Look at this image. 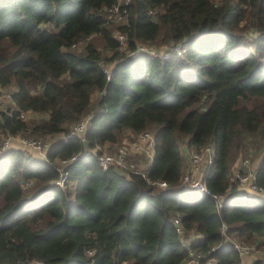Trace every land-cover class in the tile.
Instances as JSON below:
<instances>
[{
    "label": "trees",
    "instance_id": "trees-1",
    "mask_svg": "<svg viewBox=\"0 0 264 264\" xmlns=\"http://www.w3.org/2000/svg\"><path fill=\"white\" fill-rule=\"evenodd\" d=\"M115 6L125 19L109 24ZM117 31L132 54H120ZM92 34L112 53L94 41L75 48ZM151 42L183 45L185 57L137 51ZM10 87L16 107L0 109V140L64 136L44 156L0 152V264H181L191 250L202 264H241L234 239L264 250V200L242 199L231 175L236 158L253 154V137L264 188V0H0V94ZM22 111L47 117L28 121ZM88 114L83 136L67 137ZM149 129L146 178L96 160L97 145ZM183 137L213 145L206 182L228 196L220 210L181 185ZM178 223L201 236L185 245Z\"/></svg>",
    "mask_w": 264,
    "mask_h": 264
},
{
    "label": "built area",
    "instance_id": "built-area-1",
    "mask_svg": "<svg viewBox=\"0 0 264 264\" xmlns=\"http://www.w3.org/2000/svg\"><path fill=\"white\" fill-rule=\"evenodd\" d=\"M125 13H126V9L121 10L119 6H115L107 10L108 17L113 18L114 21L123 20L122 18L123 17L125 18ZM115 39L119 43V48L123 49V46L127 47L128 45L127 37L121 31H117L115 33ZM73 46H75V44H73ZM142 47L144 46L139 45L137 51L149 52V50L146 49L139 50V48ZM171 50L176 55H179L182 58L185 57L184 56L186 51L185 46L176 45ZM151 54L169 57L170 51H167L162 54H157V53H151ZM105 69L106 71L109 72V69L111 68L105 66ZM108 77H110V74L108 75ZM2 98L4 99V101H6V103L11 105L7 109H5V111L10 113L16 107V102L13 99L12 92L10 91L4 92L2 90V93L0 94V101ZM21 117L23 119H27L28 117L27 112L22 111ZM89 119H90V114H88L87 117L75 123L73 127L70 129L67 137L83 136V133L86 131L88 127ZM132 135L134 136L128 139L127 141H123L118 146V150L116 152L105 151L106 148H104L102 145H97L94 150L95 158L104 169L115 167L120 169L126 174L136 173L146 178L147 177L146 169L152 164L154 159L155 147H156L155 134L150 130H145L137 133L133 132ZM6 136L8 137L2 144L3 151L15 147L12 145V141L14 136L16 135L9 134ZM17 139L20 141V145L18 147H15L17 149H22V150L32 149L37 153H42V151L45 150L46 144L40 139H33L30 137L17 138ZM186 148H188L189 150L188 166L186 171L182 175L181 185L184 188L194 189L200 193L209 196L216 203L217 208L220 210L221 207L224 206L228 196L225 193L212 192L208 188L206 182V174L214 158L213 145L208 144L202 146L198 149L199 152L194 151L193 148L188 145L186 146ZM131 155L143 157V159L146 158V160L144 159L145 167L144 166L141 167V165H139L136 160L131 158ZM205 155L207 156L205 157ZM77 158L78 155H74L70 159L61 160V162H63V164H66L76 160ZM242 163L249 165L252 163V161L245 158L242 160ZM67 174L68 172H65L62 178L59 181H57V183L63 184ZM235 178H237L240 181L241 190H242L241 198L264 200V188L256 184L255 181L256 172L253 171V169L250 168L246 170H241L237 168V170L235 171ZM149 182H151V184L157 185L160 188H167L169 186L167 181L164 180H157V181L154 180ZM176 221L179 220L177 219ZM222 228H223V232H225L227 229V225L223 224ZM177 231L181 236L186 235V231L184 230V228L181 226L180 223H178ZM195 233L196 234H194L192 237L198 239L200 237V234L197 232ZM232 243L234 248L239 252L241 256V264H264V257L257 255L258 251L260 250L257 249L255 244L244 242L237 239H234ZM215 249L216 247H213L212 251H214ZM92 252H93L92 250L89 251V253ZM202 258L203 255L195 252L194 250H191L189 256L181 264H202ZM207 263L218 264L215 258H209L207 260Z\"/></svg>",
    "mask_w": 264,
    "mask_h": 264
},
{
    "label": "rangeland",
    "instance_id": "rangeland-1",
    "mask_svg": "<svg viewBox=\"0 0 264 264\" xmlns=\"http://www.w3.org/2000/svg\"><path fill=\"white\" fill-rule=\"evenodd\" d=\"M121 2L125 1V0H120ZM106 19H107V23H118L115 22L113 20V18H109L108 17V14L106 13ZM123 20L125 19L124 17L122 18ZM123 20H119V21H123ZM117 25V24H116ZM116 27L113 29L115 31ZM250 37V36H249ZM91 41H94L97 45V47L99 49H101L104 54H111L112 51L109 50L108 48H106L105 44H104V41L102 39V37L99 35V34H92L90 35L89 37H87L86 39H84L83 41H80L76 44V49H81L82 50V47L85 46L88 42H91ZM105 46V47H104ZM144 47L142 48H139V50L141 49H146V50H149L150 53H157V54H162V53H165L167 52L169 49H171L172 47H168L164 44H159V43H156V42H151V43H148V44H144L143 45ZM119 51H120V54H124V53H129V54H132V52L128 49V47L126 46H123V49L121 48H118ZM177 57L180 58L179 55H177ZM184 57V56H183ZM112 64H109V65H106L107 67H110ZM12 89L13 88H4L2 89L4 92L5 91H10L12 92ZM41 89V86L39 85H36L33 87V90L38 92L40 91ZM11 105H9L8 103H6V101H4V99L2 98L1 101H0V109L2 110H5L7 109L8 107H10ZM47 117L46 114H43V113H38V112H29V115L27 117L28 121H31V120H38V119H42V118H45ZM73 126H71L70 128H72ZM150 131H153L152 129H149ZM64 134H48V135H45V136H36L35 134H18L16 136H14L13 138V141H12V145L15 146V147H18L20 145V141L17 139V138H26V137H30V138H33V139H40L42 140L45 144H46V147H45V151L47 149V147H49L53 142H55L56 140L60 139L61 137H63ZM134 135H132V132H127V131H124L123 133H121V136L119 138V140L114 143V144H111L109 147H105V151L108 150V152H116L118 150V146L123 142V141H127L128 139H130L131 137H133ZM8 136H3L0 140V152L3 151L2 149V144L3 142L7 139ZM249 141L251 143V146H249L250 148V151L253 153L251 155H248V156H239L238 158H236L233 162V164L235 163V166L237 165V162H238V159H245L247 158L248 160H259L260 158V141L259 140H256L255 138H249ZM188 145V140L187 138H182L181 140V143H180V146L181 148H184ZM189 146V145H188ZM194 151L196 152H199L197 148L195 147H192ZM24 151L30 153L31 155H37V157H39V153L35 152L34 150L32 149H24ZM45 151H42V155L44 156L45 155ZM207 155H205L206 157ZM131 158L136 160L138 162L139 165L144 166V159L146 160V158L143 159V157H139V156H136V155H131ZM63 163V162H62ZM145 167V166H144ZM33 184H31V182H28V184H25V187H27L28 189H30L32 187ZM29 191V190H28ZM249 243V242H248ZM258 256H262L264 257V250H260L258 251Z\"/></svg>",
    "mask_w": 264,
    "mask_h": 264
},
{
    "label": "crops",
    "instance_id": "crops-1",
    "mask_svg": "<svg viewBox=\"0 0 264 264\" xmlns=\"http://www.w3.org/2000/svg\"><path fill=\"white\" fill-rule=\"evenodd\" d=\"M186 147H184V151H183V154H184V158H185V166H184V172L186 171V169H187V166H188V155H189V153H188V148H186ZM259 163H260V159L259 160H257V159H255V161H252V163L251 164H249V165H247V164H245V163H242V160L241 159H238V162H237V165L235 166V163L232 165V168H231V175L233 176V178H235V171L237 170V168L238 169H241V170H246V169H253V171H255L256 172V169L258 168V165H259ZM183 172V173H184ZM237 179V178H236ZM241 197V196H240ZM243 199V198H242ZM177 220V219H176ZM194 234H196L195 232H192V235H187V233H186V235L185 236H183V243L186 245V244H188L190 241H192L193 239H196V238H193L192 236L194 235ZM200 236H201V234H200Z\"/></svg>",
    "mask_w": 264,
    "mask_h": 264
}]
</instances>
